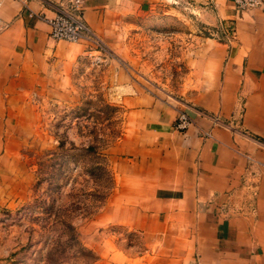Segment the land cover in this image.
<instances>
[{
    "label": "crops",
    "instance_id": "crops-1",
    "mask_svg": "<svg viewBox=\"0 0 264 264\" xmlns=\"http://www.w3.org/2000/svg\"><path fill=\"white\" fill-rule=\"evenodd\" d=\"M70 1L0 0V112L8 89L26 78L42 82L84 53V43L49 38L45 17ZM201 1L202 27L191 29L186 47L185 107L161 102L131 79L116 88L123 128L108 148L114 188L102 213L149 245L126 264H264V0L248 10ZM80 2L95 32L109 23V7L124 13L125 3L140 4ZM230 19L234 38L217 36ZM179 111L192 118L181 131Z\"/></svg>",
    "mask_w": 264,
    "mask_h": 264
},
{
    "label": "rangeland",
    "instance_id": "rangeland-1",
    "mask_svg": "<svg viewBox=\"0 0 264 264\" xmlns=\"http://www.w3.org/2000/svg\"><path fill=\"white\" fill-rule=\"evenodd\" d=\"M139 1L135 7L125 3L124 13L106 10L109 23L96 30L102 48L84 44L74 63L57 67L44 81L33 85L26 78L8 89L0 112V264H43L63 228L49 215L52 203L76 226L88 256L98 257L90 264H126L127 257L148 250L140 231L106 222L102 213L114 188L108 148L123 128L124 108L115 92L123 78L131 79L140 91L184 108L186 47L191 29L202 27L198 11L206 3ZM166 11L187 19L167 18ZM88 143L104 156L106 170L97 179L87 169L95 157L83 149ZM94 182L98 189L91 194ZM79 244L65 243L66 252L60 247L54 259L72 255Z\"/></svg>",
    "mask_w": 264,
    "mask_h": 264
},
{
    "label": "built area",
    "instance_id": "built-area-1",
    "mask_svg": "<svg viewBox=\"0 0 264 264\" xmlns=\"http://www.w3.org/2000/svg\"><path fill=\"white\" fill-rule=\"evenodd\" d=\"M235 10H248L261 7L263 0H229ZM84 9L80 0H72L65 7L56 8L53 16L45 17L49 25V37L55 41H66L70 43H84L95 48H102L103 41L96 32L87 24L84 18ZM32 15V12H30ZM222 25V31L215 29L217 36L224 35L228 39L234 38L235 28L233 20ZM222 33V34H221ZM215 34V35H216ZM218 121V118L214 120ZM192 123V118L185 112L179 111L174 127L177 130H185Z\"/></svg>",
    "mask_w": 264,
    "mask_h": 264
},
{
    "label": "trees",
    "instance_id": "trees-1",
    "mask_svg": "<svg viewBox=\"0 0 264 264\" xmlns=\"http://www.w3.org/2000/svg\"><path fill=\"white\" fill-rule=\"evenodd\" d=\"M98 147L93 143H88L83 149L86 152H89L92 156H95L93 161L91 162L90 168H87L88 171L91 173L92 177H95L94 179H97L105 170L106 166L104 165L103 161V154L99 152L97 149ZM98 174V175H97ZM113 175V173H112ZM113 178V177H112ZM95 188H93V191H91V194L96 193L98 186L94 182ZM93 192V193H92ZM88 205L86 203L83 204V206H79L80 212H83L86 210ZM51 210L49 212V215L54 218V220H58L61 223L62 232L58 238H54V242H51L48 246H50L49 249L46 250L44 254L43 264H75V259H83L84 264H90L98 259V257H89L88 255L91 253L90 249H87L86 247L82 246V244H79V240L76 235V226L71 222L67 221L63 218H61V214L58 212V208L53 203L48 206ZM66 236L65 241H61V237ZM65 243L69 244V246L74 244H79V247L77 251H74L72 255H63L62 257H57L54 259V252H59L60 247L61 251L66 252L67 246ZM65 247V250H64ZM63 249V250H62ZM52 256V257H51ZM74 259V260H72ZM73 261L72 263L70 261Z\"/></svg>",
    "mask_w": 264,
    "mask_h": 264
}]
</instances>
